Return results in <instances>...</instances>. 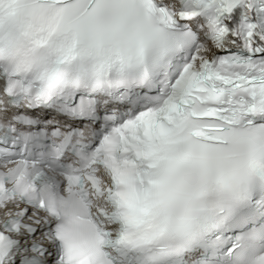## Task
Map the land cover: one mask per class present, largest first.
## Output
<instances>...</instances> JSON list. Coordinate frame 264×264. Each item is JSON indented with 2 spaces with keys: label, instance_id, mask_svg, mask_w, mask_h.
Wrapping results in <instances>:
<instances>
[{
  "label": "snow or ice",
  "instance_id": "1",
  "mask_svg": "<svg viewBox=\"0 0 264 264\" xmlns=\"http://www.w3.org/2000/svg\"><path fill=\"white\" fill-rule=\"evenodd\" d=\"M0 264H264V0H0Z\"/></svg>",
  "mask_w": 264,
  "mask_h": 264
}]
</instances>
